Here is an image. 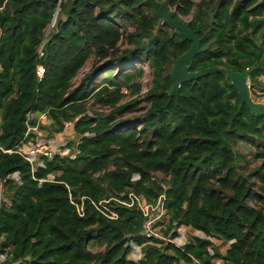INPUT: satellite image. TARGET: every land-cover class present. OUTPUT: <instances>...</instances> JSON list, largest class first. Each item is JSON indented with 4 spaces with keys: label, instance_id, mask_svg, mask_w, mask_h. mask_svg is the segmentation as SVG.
<instances>
[{
    "label": "trees",
    "instance_id": "1",
    "mask_svg": "<svg viewBox=\"0 0 264 264\" xmlns=\"http://www.w3.org/2000/svg\"><path fill=\"white\" fill-rule=\"evenodd\" d=\"M157 1L200 40L191 71L251 70L250 87L260 86L264 0ZM191 43L145 0H0V264H264V206L251 204L264 202V113L241 104L221 72L169 95L172 65ZM41 113L52 134L71 126L74 157L32 164L15 152ZM130 190L149 202L164 195L169 240L140 235L141 212L116 202ZM81 196L110 199L118 217L88 199L79 216L71 199ZM182 225L204 237L175 244ZM211 237L228 242L224 253Z\"/></svg>",
    "mask_w": 264,
    "mask_h": 264
},
{
    "label": "built area",
    "instance_id": "2",
    "mask_svg": "<svg viewBox=\"0 0 264 264\" xmlns=\"http://www.w3.org/2000/svg\"><path fill=\"white\" fill-rule=\"evenodd\" d=\"M44 71L45 70L42 65H37L35 73L39 80L42 78ZM27 117H31V114H28ZM40 117L45 118V113H41ZM33 128L35 127H32L31 129ZM49 144H51L49 140L44 141L43 139L35 135L34 139H28L26 142H22L20 145H18L15 148V152L22 155L32 164H40L43 157L52 158L55 154L69 155L70 157H74L75 153L77 152V150H74L72 152L68 147L62 150H54L57 149V147L49 146ZM8 152H11V150H8ZM13 177L15 180H18L17 174H13ZM85 199L88 198L86 196H81L78 200L71 199V203L74 204L79 216H82L84 214ZM88 200L92 205L96 207L98 211H100L106 217L110 219H116L118 217L116 210L109 207L107 204L110 199L99 201H95L92 199ZM116 202L117 205H122L128 208H136L141 212L143 216V223L140 235L147 238L153 237L160 240L168 239L169 236L166 237L163 231V229L165 228V223L167 221V211L164 203V195H160L154 202H149L143 195L137 194L130 190L127 193L126 199H116ZM179 234L180 232L178 231V236ZM172 241L174 242V239ZM133 257L134 259H138L141 257L140 246H135Z\"/></svg>",
    "mask_w": 264,
    "mask_h": 264
},
{
    "label": "rangeland",
    "instance_id": "3",
    "mask_svg": "<svg viewBox=\"0 0 264 264\" xmlns=\"http://www.w3.org/2000/svg\"><path fill=\"white\" fill-rule=\"evenodd\" d=\"M185 19V18H184ZM92 60L93 57L91 56L89 59L86 60V62L84 63V65L82 66V68L78 71L77 75L74 77L73 79V83L76 85L78 84L81 79L84 77L85 74L88 73V71L90 70L91 66H92ZM144 70H145V74L143 77V87H142V93L145 92L149 85H150V72H149V67H146V64L142 65ZM141 66V67H142ZM109 67H106L103 69V72H99L96 75L93 76V78L91 79L92 85H95L97 83L100 82V80L103 78L104 75V70L108 69ZM113 71H116V66H111V68ZM261 78V83L263 86V90H264V76L261 75L259 76ZM249 79V78H248ZM249 84H250V80H249ZM250 89V96L252 98L253 101L255 102H259V103H264V91H260L257 88H249ZM93 109L97 110V111H101L102 109L104 111H106L105 108H101L97 105H94ZM137 112H132L129 114H126V116L128 115H132V114H136ZM50 120L45 118H41L40 114H38L37 116V126L35 128L32 129V131L35 132L36 136L45 140H49L51 144H49V146H55L57 147V149L54 150H62L64 148L67 147V143L72 141H77V136L75 135L74 131L72 130L71 126L65 125V128L62 132L60 133H56V134H52L50 131ZM241 152H243V155H245V157L247 158V160L249 161V164L251 166L257 164V162L252 160V148L251 146L246 143L244 144L241 148H239ZM51 177V176H50ZM0 191H1V186H0ZM251 204L254 206H259V205H263L264 206V202H260V201H251ZM178 231L180 232L179 236H177L174 239V243L177 245H182L183 243L193 240L194 236H201L204 237V234L201 231H197L194 230L191 227L185 226L182 228H179ZM214 247L220 252V253H224L226 248L228 247V242H225L221 239L215 238V237H211L210 238ZM129 257H132V253L129 254ZM220 261L218 259H213L211 264H219Z\"/></svg>",
    "mask_w": 264,
    "mask_h": 264
},
{
    "label": "water",
    "instance_id": "4",
    "mask_svg": "<svg viewBox=\"0 0 264 264\" xmlns=\"http://www.w3.org/2000/svg\"><path fill=\"white\" fill-rule=\"evenodd\" d=\"M149 3L154 12L160 17L162 22L170 23L176 28H178L184 36L191 40L192 43L187 51L180 55L172 65L170 70V76L173 80V86L169 91V95H172L175 91L178 90L181 83L203 77L207 74L214 72H221L230 82L235 86L236 90L240 95L241 104L244 103L247 108L256 114L264 113V103L255 102L250 96V84H249V75L251 70H245L242 72L233 71L219 66H209L201 68L197 71H191L190 66L193 62L194 56L200 52V40L195 35V33L184 23L182 20H174L169 15L161 10L160 4L157 0H145ZM58 9V8H57ZM57 9L54 13V17L50 24V27L55 21V16Z\"/></svg>",
    "mask_w": 264,
    "mask_h": 264
},
{
    "label": "crops",
    "instance_id": "5",
    "mask_svg": "<svg viewBox=\"0 0 264 264\" xmlns=\"http://www.w3.org/2000/svg\"><path fill=\"white\" fill-rule=\"evenodd\" d=\"M263 76H264V75H263ZM259 80H260V86H259L260 88H259V87H256V88H257V89H261L262 91H264V90H263L262 83H261L262 81H261V78H260V77H259ZM261 90H260V91H261ZM182 227H185V226L182 225L181 228H182Z\"/></svg>",
    "mask_w": 264,
    "mask_h": 264
}]
</instances>
